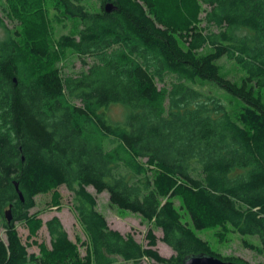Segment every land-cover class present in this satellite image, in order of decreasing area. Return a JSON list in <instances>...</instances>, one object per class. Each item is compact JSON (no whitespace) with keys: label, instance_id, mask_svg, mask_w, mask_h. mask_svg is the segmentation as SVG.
<instances>
[{"label":"trees","instance_id":"obj_1","mask_svg":"<svg viewBox=\"0 0 264 264\" xmlns=\"http://www.w3.org/2000/svg\"><path fill=\"white\" fill-rule=\"evenodd\" d=\"M35 1L9 0L21 29L0 19V214H12L0 264H175L212 251L196 230L216 225L259 237L244 242L264 253V0H57L52 18ZM70 19L78 30L54 36ZM69 52L75 74L61 65ZM61 185L86 252L53 216L51 248L29 253L16 221L33 224L36 196ZM89 186L161 238L150 228L143 246L111 228ZM159 239L176 253L162 256Z\"/></svg>","mask_w":264,"mask_h":264},{"label":"rangeland","instance_id":"obj_2","mask_svg":"<svg viewBox=\"0 0 264 264\" xmlns=\"http://www.w3.org/2000/svg\"><path fill=\"white\" fill-rule=\"evenodd\" d=\"M35 0H29V2ZM95 3L96 0H90ZM33 4L32 9L45 11L47 17H51L56 13L57 0H42ZM32 5L28 6L31 8ZM97 7V6H96ZM8 9L10 10L9 0H0V19H2L4 26L10 29L22 28L19 20L8 16ZM204 17V12L201 14ZM206 23L204 22L203 25ZM54 25V26H53ZM54 36L58 37L65 33H75L81 23L78 20L70 19L66 22H53ZM43 27L38 26L37 30H42ZM5 28L0 25V36L5 35ZM53 36V38H54ZM221 62L226 63L229 67L233 66L230 61L223 58ZM62 66L67 74H75L79 72L83 66L81 59L72 52L63 59ZM235 71V69L233 68ZM242 72L235 71L230 77L236 78ZM172 77H168L166 83L169 85ZM165 83L159 82L162 87ZM207 87V86H206ZM207 89V88H206ZM111 113L114 117L121 118L123 109L119 106L111 108ZM88 190L97 198V209L102 212L109 226L113 229L119 230L122 234H131L143 246H147L148 239L146 237L147 231L153 228L156 235L161 238L162 230L155 227V225L144 219L141 215L133 213L129 210L120 209L111 204L109 194L107 191L98 193L94 187L89 186ZM175 202L177 206L181 205V198L176 197ZM75 195L68 189L66 185H61L52 188L48 191L42 192L36 196V206L30 210V216L34 219V223L26 221H16V227L21 237L22 242L27 246L29 253H34L37 256H42L43 252L51 248V235L48 231L46 221L53 216H58L67 230L69 237L77 246L81 256L86 252V244L88 241V234L85 231L83 224L78 218V213L75 209ZM6 213L0 214V238L6 240L7 235L4 224L7 222ZM203 239L207 240L210 245L223 256H233L238 262L244 264V261L250 264H262L264 256L257 249H252L245 244V239L254 243V245H262L261 239L254 236H242L238 232L233 231L230 227H223L220 225L211 226L203 230L197 231ZM159 253L164 257H170L174 251L171 246L159 239L157 246ZM115 264H136L133 261H125L117 256ZM140 264H160L151 258H143Z\"/></svg>","mask_w":264,"mask_h":264},{"label":"water","instance_id":"obj_3","mask_svg":"<svg viewBox=\"0 0 264 264\" xmlns=\"http://www.w3.org/2000/svg\"><path fill=\"white\" fill-rule=\"evenodd\" d=\"M116 8L115 4L112 1H107L105 4V9L107 12H111ZM16 187L19 189L18 183H16ZM19 194L23 199V193L19 189ZM6 217L8 221L12 220V214H11V208L6 210ZM183 264H237L235 262H225L220 260L219 258L215 256L208 255L206 253H200V254H193L188 255L184 259Z\"/></svg>","mask_w":264,"mask_h":264},{"label":"flooded vegetation","instance_id":"obj_4","mask_svg":"<svg viewBox=\"0 0 264 264\" xmlns=\"http://www.w3.org/2000/svg\"><path fill=\"white\" fill-rule=\"evenodd\" d=\"M172 249H173V248H172ZM173 251H174L173 254H175L176 252H175L174 249H173ZM259 252H260V251H259ZM200 253H206V254H208V255L215 256V257H217V258H219L220 260L225 261V262H235V263H237V264H241V263L238 262L233 256H223L219 251L215 250L213 247H212V251H198V252L188 253V254H186V255L181 259L180 262L175 263V264H183L184 259L186 258V256H188V255H193V254H200ZM260 253H261V255L264 256V253H262V252H260ZM173 254H172V255H173ZM172 255H171V256H172ZM171 256H170V257H171ZM262 264H264V261H263Z\"/></svg>","mask_w":264,"mask_h":264}]
</instances>
